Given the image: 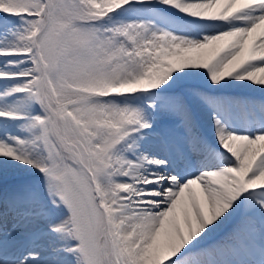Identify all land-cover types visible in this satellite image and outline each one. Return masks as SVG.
<instances>
[{"label": "snow or ice", "instance_id": "1", "mask_svg": "<svg viewBox=\"0 0 264 264\" xmlns=\"http://www.w3.org/2000/svg\"><path fill=\"white\" fill-rule=\"evenodd\" d=\"M0 264H264V0H0Z\"/></svg>", "mask_w": 264, "mask_h": 264}, {"label": "bare ground", "instance_id": "2", "mask_svg": "<svg viewBox=\"0 0 264 264\" xmlns=\"http://www.w3.org/2000/svg\"><path fill=\"white\" fill-rule=\"evenodd\" d=\"M230 93H237V94H251L254 96L257 100H259L262 97V94L259 91L251 92L247 89H230L228 90ZM228 226L226 225L224 230H227Z\"/></svg>", "mask_w": 264, "mask_h": 264}]
</instances>
